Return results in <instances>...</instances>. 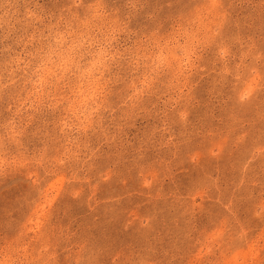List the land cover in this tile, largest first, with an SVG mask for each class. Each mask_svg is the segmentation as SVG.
<instances>
[{
    "label": "rangeland",
    "instance_id": "rangeland-1",
    "mask_svg": "<svg viewBox=\"0 0 264 264\" xmlns=\"http://www.w3.org/2000/svg\"><path fill=\"white\" fill-rule=\"evenodd\" d=\"M0 264H264V0H0Z\"/></svg>",
    "mask_w": 264,
    "mask_h": 264
}]
</instances>
